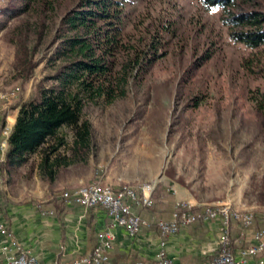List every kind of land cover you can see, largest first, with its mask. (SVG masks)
<instances>
[{
	"label": "rangeland",
	"instance_id": "374dc122",
	"mask_svg": "<svg viewBox=\"0 0 264 264\" xmlns=\"http://www.w3.org/2000/svg\"><path fill=\"white\" fill-rule=\"evenodd\" d=\"M70 2L62 3L59 16ZM5 3L0 0V7ZM244 6L264 9V0ZM221 14L220 8L205 9L199 0H124L126 39L133 44L155 38L161 56L138 82L130 83L126 97L84 106L83 115L92 125L91 153L85 162H73L68 172L58 170L57 182L65 178L101 184L94 175L105 174L111 180L121 177L117 184L102 183L115 189L131 188L137 194L142 185L153 187L152 202L154 196L169 195L171 189L166 184L176 183L205 202L191 204L196 209L226 207L230 212L253 215L251 225L245 227L230 219L237 222L232 226L244 229L253 226L254 219L255 224L262 222L264 114L249 96L257 89L264 91V72H258L257 65L245 68L251 50L230 38ZM23 16L12 17L0 28V92H8L0 100V116L7 107L29 97L34 84L52 72L42 60L29 79H14V49L5 33ZM4 19L0 13V22ZM58 20L55 18V23ZM60 131L68 132L65 128ZM66 154V147L55 152L61 157ZM58 188L61 186L51 187V191ZM229 197L236 198L231 202L243 208L229 205ZM261 228L264 226L256 230ZM254 232L244 247L254 243ZM219 238L220 231L216 255ZM263 252L264 248L251 257Z\"/></svg>",
	"mask_w": 264,
	"mask_h": 264
},
{
	"label": "trees",
	"instance_id": "16d2710c",
	"mask_svg": "<svg viewBox=\"0 0 264 264\" xmlns=\"http://www.w3.org/2000/svg\"><path fill=\"white\" fill-rule=\"evenodd\" d=\"M64 1L6 0L0 7L5 18L0 28L12 17L25 15L5 33V40L14 49V79H29L42 60L52 69L34 84L29 97L12 106L18 107V112L6 138L0 171L27 163L40 151L41 169L54 179L58 166L68 163L65 157L55 155L60 147H66L71 162H85L93 140L91 122L83 115L84 106L126 97L130 83L138 82L161 56L155 38L133 44L126 39L124 0H70V6L59 16ZM199 1L205 9L220 8V19L228 27L230 38L251 50L244 60L245 68L257 65V71L264 72V9L246 8L245 3L252 0ZM249 98L264 114V91L257 89ZM5 114L6 110L0 116V141ZM61 128L68 132L60 133ZM72 189L53 190L50 201L66 204L58 195ZM262 226L264 218L258 228ZM233 241L231 235V250Z\"/></svg>",
	"mask_w": 264,
	"mask_h": 264
},
{
	"label": "crops",
	"instance_id": "0c3cea01",
	"mask_svg": "<svg viewBox=\"0 0 264 264\" xmlns=\"http://www.w3.org/2000/svg\"><path fill=\"white\" fill-rule=\"evenodd\" d=\"M6 110L5 126L10 131L18 107H7ZM6 148L7 146L0 150L2 157ZM62 157H65L68 163L60 164L58 170L63 169L68 172L73 162L68 158V154ZM41 159L42 154L37 151L31 155L27 163L3 167L0 171V215L8 230L7 234L0 233V248L4 245L8 246L5 252L0 249V264L7 256L15 253L11 241L28 250L42 264L68 262L75 257L90 253L93 246L98 244L97 234L109 229L113 234V247L106 264L136 260L151 263L156 260L154 256L160 249L174 264H203L208 258L217 254L219 225L220 221H223L221 217L194 222L166 236H161L156 227L143 228L137 235L131 236L124 227H109V216L102 206L83 207L79 204L62 205L51 202V187L61 186L58 190L76 188L83 182L78 183L76 179L65 180V178L57 182L56 179L48 178L41 169ZM51 161L52 156L48 162ZM94 177L98 178L97 181H112L116 184L118 178H121L111 180L105 174H97ZM122 181L128 180L122 179ZM166 185L171 189L168 196L162 195L158 198L154 196L150 207L133 205V211L154 221L159 218L170 219L174 205L178 201H186L193 205L205 203L197 200L192 192L182 185L176 183ZM142 187L143 185L140 190ZM235 199L229 197L228 204L237 209L243 208L236 202H231ZM209 207L214 206H206L200 210ZM49 208L53 209V214L41 213V209ZM260 223L259 221L244 229L240 225L232 227L234 228L233 250L236 254L240 248L252 241V234ZM259 258L262 259V263L258 262ZM244 264H264V252L260 257H248Z\"/></svg>",
	"mask_w": 264,
	"mask_h": 264
},
{
	"label": "built area",
	"instance_id": "2783aa9c",
	"mask_svg": "<svg viewBox=\"0 0 264 264\" xmlns=\"http://www.w3.org/2000/svg\"><path fill=\"white\" fill-rule=\"evenodd\" d=\"M10 92V91H9ZM8 92H0V96ZM9 130L5 127L2 130V139L0 141V150L6 146V138ZM0 155V163H1ZM153 187H142V190H133L131 188L115 189L110 184H92L83 183L80 188L65 190L60 193L58 198L64 200L66 204H79L83 207L102 206L109 216V227H124L131 235H137L143 228L156 227L161 236L176 233L183 226L194 223L197 220L205 221L215 218L216 213H224V220L220 221L219 231V253L215 257L207 260L203 264H244L248 257H251L264 248V235H261V229L254 232V243L247 247H242L237 254L228 248V230L230 226L227 218L226 209L213 210H194L193 205L186 202H177L172 211L170 219L149 220L133 211V205L150 207L152 205ZM40 207V205H38ZM43 214H53V209H41ZM241 222L245 227L252 224L253 215L246 217H238L237 222ZM0 233L7 234L8 230L3 218L0 215ZM98 244H95L90 253L75 257L68 262H53L52 264H106L109 259V252L113 247V234L110 229L97 234ZM15 248V253L6 257L1 264H42L36 257L31 255L28 250L21 248L15 241H11ZM2 252L8 249L7 245L2 246ZM157 260L146 263L142 260L122 261L118 264H174L173 261L160 249L154 256ZM262 263V260H258Z\"/></svg>",
	"mask_w": 264,
	"mask_h": 264
},
{
	"label": "bare ground",
	"instance_id": "6f19581e",
	"mask_svg": "<svg viewBox=\"0 0 264 264\" xmlns=\"http://www.w3.org/2000/svg\"><path fill=\"white\" fill-rule=\"evenodd\" d=\"M4 95H5V94H3V95L0 96V100H3V99L5 98ZM6 143H7V142H6ZM6 146H7V144H6ZM6 146H5V147H6ZM1 161H2V157H1ZM217 209H226V207H224V208L220 207V208H217ZM211 210H213V209H211ZM231 211H232V210H231ZM237 214H238V217L252 216V214H241V213H239V212H230L229 209H228V211H227V218L229 219V222H230V219H234V220L237 221ZM216 217H222L223 220H224V213H216V214H215V218H216ZM261 235H264V233H261ZM156 260H157V259H156Z\"/></svg>",
	"mask_w": 264,
	"mask_h": 264
}]
</instances>
